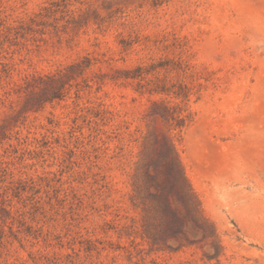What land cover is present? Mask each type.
<instances>
[{"label": "rangeland", "instance_id": "obj_1", "mask_svg": "<svg viewBox=\"0 0 264 264\" xmlns=\"http://www.w3.org/2000/svg\"><path fill=\"white\" fill-rule=\"evenodd\" d=\"M0 264H264V0H0Z\"/></svg>", "mask_w": 264, "mask_h": 264}, {"label": "trees", "instance_id": "obj_2", "mask_svg": "<svg viewBox=\"0 0 264 264\" xmlns=\"http://www.w3.org/2000/svg\"><path fill=\"white\" fill-rule=\"evenodd\" d=\"M182 191H183V193H184L185 196H187V197L190 196V192H189V190H188L187 188L183 187V188H182ZM189 200H190V199H189Z\"/></svg>", "mask_w": 264, "mask_h": 264}]
</instances>
